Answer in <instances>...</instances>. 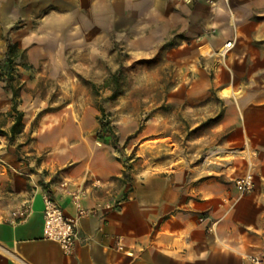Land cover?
Instances as JSON below:
<instances>
[{"label":"crops","instance_id":"crops-1","mask_svg":"<svg viewBox=\"0 0 264 264\" xmlns=\"http://www.w3.org/2000/svg\"><path fill=\"white\" fill-rule=\"evenodd\" d=\"M7 42L29 66L49 63L52 77L69 54L97 61L115 46L136 56L165 47L185 80L167 103L201 107L214 93L216 126L229 134L203 162L150 167L127 189L123 159L109 136L92 134L91 112L43 116L34 142L47 155L21 192L31 212L0 215V264H248L264 254V0H0V59ZM0 154L1 181L13 155ZM247 171L254 189L240 196L234 179ZM43 192L76 224L70 254L43 238Z\"/></svg>","mask_w":264,"mask_h":264},{"label":"rangeland","instance_id":"rangeland-1","mask_svg":"<svg viewBox=\"0 0 264 264\" xmlns=\"http://www.w3.org/2000/svg\"><path fill=\"white\" fill-rule=\"evenodd\" d=\"M220 49L215 54L224 58L229 51L220 55ZM112 50L97 61L69 54L68 67L55 77L47 75L49 63L33 68L23 62L17 47L11 74L7 73L5 56L0 59V130L7 131L13 121L8 109L12 89L17 93L15 102L23 114L22 123L31 119L29 129L11 141L0 134V152L8 150L13 155L0 181V215L28 199L22 198L21 192L35 181L29 174L42 172L48 150L37 151L34 141L37 122L47 114L62 111L69 118L91 112V132L97 138L101 137V125L107 124L102 134L116 138L113 149L125 164L122 179L127 189L150 167L203 162L227 138L228 129L216 126L222 103L214 93L201 107L167 103L172 88L185 80L180 62L165 47L141 56L122 47ZM7 77H11L10 83ZM113 92L117 95L111 99ZM39 103L41 108L36 110Z\"/></svg>","mask_w":264,"mask_h":264},{"label":"built area","instance_id":"built-area-1","mask_svg":"<svg viewBox=\"0 0 264 264\" xmlns=\"http://www.w3.org/2000/svg\"><path fill=\"white\" fill-rule=\"evenodd\" d=\"M232 46L233 41H228L224 43L218 53L220 55H225ZM234 186L240 196L251 193L254 189L252 174L247 171L243 175L235 178ZM82 196L80 192L72 193V201L77 206V213L79 216L86 214V211L78 204ZM41 201L43 238L57 243L63 253L70 254L78 237L75 222L64 214L57 201L48 192H43L41 194ZM30 212V199H25L11 211L10 215L14 219L23 220L27 218ZM210 228L211 227H209L208 230H210ZM119 248H121V246H119ZM247 260L248 264H264V254H253L248 256Z\"/></svg>","mask_w":264,"mask_h":264},{"label":"trees","instance_id":"trees-1","mask_svg":"<svg viewBox=\"0 0 264 264\" xmlns=\"http://www.w3.org/2000/svg\"><path fill=\"white\" fill-rule=\"evenodd\" d=\"M16 46L14 44H11L10 42H7V50H6V53H5V62H6V67H7V73L8 74H11V71L12 69L14 68V57L15 55L13 54L14 50H15ZM9 76V75H8ZM7 81L8 83H10L11 81V77H7ZM12 92H13V99H12V103H11V108H10V111H9V114L12 115L13 117V122L11 123V125L9 126L8 130L7 131H3V130H0V134L4 135L5 137H7V139L9 141H11L16 134L20 133L22 131V128H23V123H22V117H23V114L21 111L17 110V106H16V102H15V99H16V96H17V93L15 91V89H12ZM117 94L116 93H112L111 95V99L115 98ZM107 124H102V129L100 131V135H101V138H103V134L102 132L105 131V126ZM112 140L110 141V144L112 146L116 145V138L114 135H112Z\"/></svg>","mask_w":264,"mask_h":264}]
</instances>
